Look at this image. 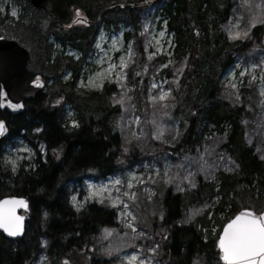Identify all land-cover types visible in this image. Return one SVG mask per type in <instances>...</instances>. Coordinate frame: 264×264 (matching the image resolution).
Segmentation results:
<instances>
[{
    "label": "trees",
    "instance_id": "obj_1",
    "mask_svg": "<svg viewBox=\"0 0 264 264\" xmlns=\"http://www.w3.org/2000/svg\"><path fill=\"white\" fill-rule=\"evenodd\" d=\"M16 2L24 12L6 21L0 34L28 48L30 75L41 76L46 88L25 101L23 112L11 115L0 110V119L7 121L9 139L23 136L31 143L37 139L46 146L47 154L45 160L39 155L30 165L24 162L13 171L4 162L5 143L0 144V198L24 196L31 207L22 238L1 236L0 264H34L42 251L55 264L110 261L101 259L97 239L103 228L114 230L116 212L94 203L79 212L74 210L67 187L84 179L90 170L100 178L115 174L124 157L122 135L132 138L133 123L125 126L129 114L125 112L121 128L117 127V118L124 110L118 105L113 84L108 83L101 92L78 85L101 22L107 28L121 22L131 26L125 34L133 50L128 86L135 88L132 104L142 108L143 100L146 112H150L142 114L140 125L150 128L153 121H165L166 137L173 136L172 141L168 138V147L173 153L184 151L187 159H197L201 170L198 176L184 177L178 172L173 176L176 181L164 192L162 227L166 234L161 239V263L194 264L201 258L208 264H221L215 243L223 225L243 208L264 210V101L249 78L240 94L221 82L225 71L238 61L260 67L264 64V23L249 28L254 14L264 20V10L257 7L264 0H251L248 11L243 12L242 25L234 29L248 30L245 39H232L228 31L236 0H48L45 9L34 8L27 0ZM157 8L175 36L174 51L165 67L167 55L148 57L147 36L137 26L143 22L141 17L150 20ZM77 9L91 25L69 28ZM51 37L63 47H76L84 56L76 60L59 51ZM154 74L168 80L171 94L165 102L147 99ZM66 106L72 109L77 126L70 125ZM228 158L231 169H221ZM180 162L175 160L170 177ZM213 166L219 168L218 190L208 181ZM191 177L194 189L186 184L188 190L183 194L171 190L180 180L187 183ZM183 212L191 216L186 224L179 223ZM212 222L219 225L215 232Z\"/></svg>",
    "mask_w": 264,
    "mask_h": 264
},
{
    "label": "rangeland",
    "instance_id": "obj_2",
    "mask_svg": "<svg viewBox=\"0 0 264 264\" xmlns=\"http://www.w3.org/2000/svg\"><path fill=\"white\" fill-rule=\"evenodd\" d=\"M244 4V0H236L233 8L235 17L231 16L228 21L231 25L239 21L237 28L242 25L244 18L243 12L248 11L247 7L249 5L240 7V5ZM260 9L258 7V10ZM13 12H15V15H13ZM23 12L21 5L16 0H0V27L10 18H18ZM152 12L153 15L150 17V20H144V17H141L143 22H139L137 26L141 27V33L147 36L146 50L148 57L167 55L168 61L163 65L165 67L170 63L169 57L172 56L174 51L175 36L168 30L167 19L162 15L161 8L153 9ZM130 28V24L122 22L117 25L112 24L109 28L105 27L103 22L98 25L95 40L85 59L86 69L78 79V85L90 91L101 92L105 85L108 83L113 84L115 86L114 94L119 96L118 105L124 110L117 118V127L121 128L120 123H122L125 112L129 114L125 121V126L129 127L130 123H133L131 130L132 138L126 139V136L122 135V153L124 157L115 174L100 178L90 170L81 182L70 183L68 188L71 192L70 202L73 209L81 211L86 206L94 203L108 206L116 212L117 223L114 226V230L108 227L103 228L99 239H97V244L100 245V254L110 259L108 264H129L126 257L134 254H140L141 259L151 258L152 264H162L160 260L161 239L162 235L166 234V229L162 227L166 212L162 206L164 192L170 189L176 181V179H173V176L178 172H181V175L184 177L189 176V174L198 176L201 174V170L198 166V160L196 159L194 161L185 158L183 156L184 151H174L176 154L175 156L172 155L174 153L168 146H170V141L173 140V136L167 134L170 141L166 137L165 134L168 130H166L165 121L159 120L155 121V123L152 122V127L150 128L140 125L142 114L148 116L150 112H146L147 105H143V100L142 108L144 109L136 103L132 104V90L135 88L128 86L127 69L129 68L133 50L132 42H128L125 38V34ZM51 41L55 43V47L59 51H64L65 54L73 56L76 60L84 56L83 52L76 47L71 45L63 47L52 37ZM121 60H123L127 67H122ZM110 64L116 65V67L109 71ZM253 64L255 63L249 62L245 65L239 61L236 62L225 71L221 82H224L230 87L232 83L237 84L236 89L231 88L240 94L241 88L249 78L250 82L258 86L260 97L264 101V95L261 94V90L264 89V81L261 80L264 64H262V67L255 69L252 68ZM246 69L247 71H245ZM68 76L69 73L64 76V79H67ZM253 76L256 79L253 80ZM150 78L147 99L149 102H152V97H159L161 91L167 92L169 88L167 87L168 80L166 77L160 78L157 74H154ZM121 100H123V103L119 102ZM166 100H158V102H165ZM262 109L264 117V104ZM68 116L70 118V125L74 126L72 121L77 122V119L69 107ZM157 135H160L161 138L157 139ZM210 136L208 134L206 135V137ZM3 147L5 149L4 162L13 171L17 170L24 162H28L30 165L39 155L44 159L47 154V149L44 144H41L37 139L32 144L23 136L10 138ZM193 155L195 156V154ZM201 157L206 158L205 153H201ZM179 159L181 162L175 165L176 172L170 177L173 163ZM222 159L220 157V160ZM184 160L195 163V167H193L192 163L184 166L182 163L185 162ZM230 160L231 158H228L227 162H222L220 165L221 169H231ZM12 161L16 162L15 166L12 164ZM203 163H205V160H203ZM198 170L199 173H197ZM209 172L208 181L215 183L217 185L216 190H218L220 184V179L217 176L219 168L213 166ZM116 180H119L120 183H114ZM191 181L192 177L188 181L185 180L187 183L180 180V184L171 190H176L174 193L183 194L188 190L186 184H189V189L192 190L196 186H194V183L191 184ZM129 182L131 183V187H129ZM102 187L104 188L102 195H94ZM133 193L135 194V199L132 198ZM73 197H75V201H73ZM215 199L217 201L216 204L220 202V196ZM192 212L190 210V213ZM212 212L210 211L209 213L210 217L212 216ZM220 214L222 215L223 213ZM194 215H196V212ZM132 217H135V219L133 220ZM190 218V215H185L183 212L179 223L186 224ZM212 224L213 231H217L219 228L218 223L214 224L212 222ZM105 229H109L111 234L106 233ZM45 244L46 240L43 238L42 246ZM151 248H156V252H149ZM109 252H111V255L108 254ZM220 263L223 264L221 261ZM34 264L55 263L51 262L46 253L42 251ZM194 264L208 263L198 258ZM213 264L219 263L215 262Z\"/></svg>",
    "mask_w": 264,
    "mask_h": 264
},
{
    "label": "snow or ice",
    "instance_id": "obj_3",
    "mask_svg": "<svg viewBox=\"0 0 264 264\" xmlns=\"http://www.w3.org/2000/svg\"><path fill=\"white\" fill-rule=\"evenodd\" d=\"M246 5L251 4V0H244ZM257 7L264 10V2ZM261 14H264L262 11ZM15 15V12H13ZM77 15H80L79 9H77ZM83 22V21H75ZM256 23H264V20L257 19V15L254 14L249 25V28L254 26ZM239 21L236 24L231 25L229 28L230 37L232 39H245L248 38V30H234L237 29ZM122 67H127V65L121 60ZM116 65H109V71L115 68ZM260 65L253 64L252 68H258ZM247 71V69L245 70ZM243 75V73H241ZM252 79H256L255 76ZM261 80L264 81V74L261 75ZM231 87L233 89L237 88V84L232 83ZM171 90L165 92L161 91L159 97H152L153 101L160 100L163 101L167 99L170 95ZM261 94L264 95V89L261 90ZM123 103V100L119 101ZM13 107H22V105H13ZM167 115V113H165ZM138 119V118H137ZM74 126H77L76 121H72ZM155 123V121H153ZM7 131L4 121H0V135ZM39 131V129H37ZM157 139L161 136L157 135ZM15 161L12 164L15 166ZM114 183L119 184L120 181L116 180ZM129 187L131 183L129 182ZM104 188L102 187L99 191H96L94 195H102ZM132 198L135 199V194H132ZM75 201V197H73ZM3 204H8L9 201L5 200L0 202ZM127 207V205H125ZM134 220L135 217H132ZM22 217H15L14 215H8L5 217H0V227L5 228L12 235H17L22 231L20 221ZM105 232L109 235L111 231L105 229ZM219 247L222 250V259L228 264H264V212L257 214L250 209H244L241 211L233 220H231L224 228L223 235L219 239ZM149 252H156V248L149 249ZM111 255V252L108 253ZM129 264H152L151 258L141 259L140 254H134L132 256L126 257Z\"/></svg>",
    "mask_w": 264,
    "mask_h": 264
},
{
    "label": "water",
    "instance_id": "obj_4",
    "mask_svg": "<svg viewBox=\"0 0 264 264\" xmlns=\"http://www.w3.org/2000/svg\"><path fill=\"white\" fill-rule=\"evenodd\" d=\"M30 5L34 8L45 9L47 7L48 0H28ZM83 21L88 23L85 18L78 17L73 23L74 25L78 22ZM31 61V55L29 50L20 45L14 39H7L0 36V110L7 111L12 115H16L24 111V101L31 100L36 97L37 94L43 91L45 83L41 79L33 80L29 83L26 81L27 77V64ZM13 105H22V107H13ZM4 121L7 131L0 135V144L6 140L9 136V129L7 121ZM8 200V204L0 203V217H5L8 215H14L15 217H22L20 221L22 231L17 235H12L5 228L0 227V234L5 235L10 239H18L23 237L25 232V224L27 216L21 214V211L28 212L30 210L29 202L24 197L18 196H7L0 199V202ZM244 209H250L254 212L255 210L251 208H243L238 211L229 221L223 226L221 233L216 241L215 248L218 251V258L223 264H228V262L222 259V250L219 247V239L223 235L225 226L233 220L241 211ZM264 212V210L262 211ZM259 214L260 212H256Z\"/></svg>",
    "mask_w": 264,
    "mask_h": 264
},
{
    "label": "flooded vegetation",
    "instance_id": "obj_5",
    "mask_svg": "<svg viewBox=\"0 0 264 264\" xmlns=\"http://www.w3.org/2000/svg\"><path fill=\"white\" fill-rule=\"evenodd\" d=\"M31 76H32L33 79L37 78V77H35V75H31Z\"/></svg>",
    "mask_w": 264,
    "mask_h": 264
},
{
    "label": "bare ground",
    "instance_id": "obj_6",
    "mask_svg": "<svg viewBox=\"0 0 264 264\" xmlns=\"http://www.w3.org/2000/svg\"><path fill=\"white\" fill-rule=\"evenodd\" d=\"M67 187H69V183L67 184Z\"/></svg>",
    "mask_w": 264,
    "mask_h": 264
}]
</instances>
